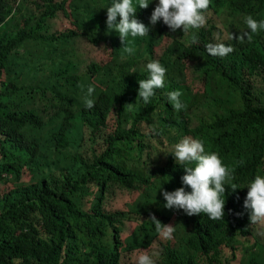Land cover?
Masks as SVG:
<instances>
[{
	"label": "trees",
	"instance_id": "16d2710c",
	"mask_svg": "<svg viewBox=\"0 0 264 264\" xmlns=\"http://www.w3.org/2000/svg\"><path fill=\"white\" fill-rule=\"evenodd\" d=\"M70 1L0 0V185H14L0 194V264H127L126 255L151 246L155 264H230V251L237 257L235 242L252 235L251 245L263 246L264 264V225L251 224L243 207L247 185L264 175V30L251 40L233 38L250 31L247 15L264 19V0H211L205 26L187 33L173 32L162 20L151 25L158 0H149L136 13L149 35L128 38L131 55L115 31L114 40L97 39L110 38L106 8L112 0H89L94 3L82 8L80 0L84 34L77 21L76 29L53 30L49 20L68 15ZM79 32L89 42L107 43L110 61L86 65L75 45ZM163 39L168 43L155 57ZM216 43L233 50L209 54L207 46ZM38 44L49 51L34 67ZM152 60L167 72L164 87L145 104L138 81L148 77ZM187 69L202 90L185 82ZM99 75L115 79L118 93L98 85ZM89 86L91 109L84 103ZM174 90L186 108L178 111L169 102ZM142 123H150L151 131H143ZM185 136L217 152L234 169L231 184L238 189L226 185L221 220L184 213L175 246L157 233L149 215L169 224L178 211L164 207L162 192L183 186L184 166L171 154ZM27 170L41 177L22 182ZM118 191L145 197L135 210H107ZM128 224L137 227L126 243ZM253 256L241 264H258Z\"/></svg>",
	"mask_w": 264,
	"mask_h": 264
},
{
	"label": "clouds",
	"instance_id": "9594fccd",
	"mask_svg": "<svg viewBox=\"0 0 264 264\" xmlns=\"http://www.w3.org/2000/svg\"><path fill=\"white\" fill-rule=\"evenodd\" d=\"M149 3V0H135V2L134 0H112L107 7V30L118 33L124 45L123 51L129 55L133 54L135 49L129 46L128 38L149 35V27L136 18L138 8L147 9ZM210 5L211 0H158V4L151 13L150 24L154 26L162 20L173 32L182 28L183 33H187L190 29L205 26L207 22L205 13ZM245 24L250 31L233 38L243 40L246 37L251 40V34L264 30V19L257 20L252 15L245 17ZM197 42L198 38L193 34L191 43ZM207 49L209 54L219 56H224L233 50L223 43L209 44ZM146 69L148 77L138 81V97L142 98L145 104L150 102L156 89L164 87L167 72L158 60L148 62ZM93 93L94 87L89 86L84 100L88 109L95 106V101L90 98ZM181 95L179 90L168 93L169 102L178 111L186 108L180 100ZM125 106L130 108L132 104ZM171 155L175 158V162L184 166L182 168L185 174L181 177L182 187L174 191L162 192L166 201L164 207L183 210L188 216L203 213L211 220L223 219L226 185H231L233 192L238 189L235 184H231L234 180V169L226 165L217 152L206 151L203 140L191 136H185L176 143ZM186 188H190L191 191H186ZM247 189L243 207L249 213L250 223L264 224V175L256 174L247 185ZM149 220L154 223L157 233L163 239L172 238L175 231L173 225L163 224L154 214L149 215ZM137 264H155V260L152 255L142 252L137 258Z\"/></svg>",
	"mask_w": 264,
	"mask_h": 264
},
{
	"label": "rangeland",
	"instance_id": "374dc122",
	"mask_svg": "<svg viewBox=\"0 0 264 264\" xmlns=\"http://www.w3.org/2000/svg\"><path fill=\"white\" fill-rule=\"evenodd\" d=\"M102 1V0H101ZM80 3V0H71L68 5V15L59 13L58 16L54 20H49V25L53 26V30H55V26L59 31H69L71 29H76L74 25V21H77L82 26V32L83 34L86 31L85 26L83 25L82 21L79 18V13L77 6ZM94 3L93 1H85L82 3L81 8L84 6H87L89 4ZM108 5V3H104ZM107 9V8H106ZM105 9V10H106ZM84 15V14H83ZM212 19L215 21V23L220 26L221 20L217 18L214 14H211ZM56 23V25H55ZM51 30V32L53 31ZM93 31L96 33V29L93 28ZM81 34V32H79ZM110 38L106 39L105 34H100L97 36V39L100 40H114V33L106 32ZM168 40L163 39L162 43L157 44L155 46V57H159L163 48L167 45ZM75 45L77 47L78 54L80 55V58L83 59L86 63V65L90 64L91 62H97L99 64H106L111 59V48L107 43L100 42V43H92L87 40L82 34L80 37L76 39ZM49 49L44 44H38L37 50L34 52V54H31L33 56V65L34 67L37 66L38 62L41 61L48 53ZM24 56V50L20 52ZM26 56V54H25ZM9 78V76H8ZM101 75L94 78V81L100 85L103 89H107L111 94H117L119 91V86L116 83V80L111 78L107 81L101 80ZM184 81V80H183ZM185 82L190 83L192 87L195 88V90H202L201 83H198L194 81V78L191 75V72L187 69L186 70V80ZM110 124L114 123L113 115L110 116ZM141 129L145 132L151 131V124L150 123H142ZM63 163H61L59 160H55V166H62ZM28 169V168H26ZM41 177L40 174L35 173L34 170H27L25 172L24 178L22 182L28 183L29 181H32L34 178ZM10 188H14L13 184H7L6 186L0 185V194L3 192L8 191ZM143 194H138L137 192H127V191H118L116 195L111 196L108 199V203L106 205V209L110 211L115 210H135L139 207V205L142 203V199L145 197H142ZM184 212L183 210H178L172 220L170 221V225H173L175 228V231L172 234V240L173 244L176 246V240L181 236L184 229V223L182 221V216ZM264 225V224H263ZM137 227L135 224H128L126 226V229L122 235V239L124 240L126 238L127 241L132 237L131 232ZM139 231H136L137 233ZM129 235V236H128ZM251 240L247 237H243L241 240L235 242L236 246L238 247V250L236 251V258H233V253L230 251L229 255V261L230 264H241L243 263V260L248 262L250 258L256 257V263L262 264L263 259V246H260L258 248H255L253 244L256 240L254 239V236H250ZM142 252L152 253V246L149 249L144 250H138L134 251L133 253L126 255L124 259L126 260L127 264H137V258Z\"/></svg>",
	"mask_w": 264,
	"mask_h": 264
}]
</instances>
